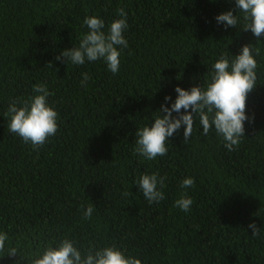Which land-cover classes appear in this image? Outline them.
<instances>
[{
	"label": "trees",
	"instance_id": "obj_1",
	"mask_svg": "<svg viewBox=\"0 0 264 264\" xmlns=\"http://www.w3.org/2000/svg\"><path fill=\"white\" fill-rule=\"evenodd\" d=\"M119 8L128 47L118 49V73L103 60L56 59L79 46L86 17L102 19L107 33ZM228 11L235 28L217 23ZM245 45L258 67L238 147L229 151L214 126L203 134L197 115L187 143L182 126L166 156L134 154L137 131L154 123L165 97L170 108L177 87L206 88L215 62ZM38 84L51 93L58 131L33 149L8 131L5 113ZM157 173L164 199L149 204L137 180ZM185 178L194 186L182 189ZM185 192L188 212L175 207ZM0 233L9 237L0 264H32L64 239L82 255L115 246L141 264H264V36L244 31L235 0H0Z\"/></svg>",
	"mask_w": 264,
	"mask_h": 264
},
{
	"label": "clouds",
	"instance_id": "obj_2",
	"mask_svg": "<svg viewBox=\"0 0 264 264\" xmlns=\"http://www.w3.org/2000/svg\"><path fill=\"white\" fill-rule=\"evenodd\" d=\"M235 3L242 13L244 31H251L259 40L264 36V0H235ZM117 13L121 18L109 25L107 33L103 31L105 22L102 19L96 16L86 17L84 24L88 32L82 36L79 46L64 50L56 59L73 65L103 60L111 73H118L121 55L118 49L128 47V41L124 36L128 23L127 13L123 8L117 9ZM216 20L225 28H235L238 24V17L232 11L218 15ZM256 55H259V49H256ZM257 67L252 47L245 45L233 60L221 56L215 62L211 82L206 88L195 86L190 90H184L177 87L175 91L178 96L171 107L167 106L171 97H165V104L158 111L159 115L156 116L154 123L137 131L134 154H139L147 160L166 156L168 153L166 142L182 126H185L184 142L190 140L197 115L203 134L207 135L214 126L225 147L229 151L234 150L245 136V121L249 120L246 115V102L248 95L256 87ZM89 79V75L83 73L81 85L86 86ZM33 91L36 95L29 99L11 103L5 115L11 117L8 131L19 136L25 144L30 143L33 149H39L49 137L57 133L58 113L48 104L51 93L46 85H34ZM18 104L21 106L18 107ZM173 113H176V116H173ZM165 179L166 177H159L157 173L144 174L137 180V185L149 204L159 203L164 199V193L158 190V185L163 187ZM194 184L193 178H185L180 187L187 189ZM124 195L128 196L129 193L125 192ZM192 204L193 201L186 192L175 201V207L184 212H188ZM93 210L91 205L88 206L84 217L90 219ZM249 228L253 236L260 235L261 230L254 223L250 224ZM8 239L6 233H0V251L5 250V242ZM17 254V248H10L8 256L15 257ZM32 264H141V260L126 256L115 246L100 250L92 248L82 255L73 241L64 239L56 247L49 246L44 249L42 255L35 258Z\"/></svg>",
	"mask_w": 264,
	"mask_h": 264
}]
</instances>
